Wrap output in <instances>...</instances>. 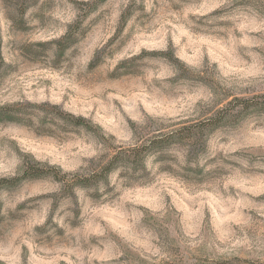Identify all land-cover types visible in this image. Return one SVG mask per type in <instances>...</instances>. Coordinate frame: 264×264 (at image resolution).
<instances>
[{
    "label": "rangeland",
    "instance_id": "rangeland-1",
    "mask_svg": "<svg viewBox=\"0 0 264 264\" xmlns=\"http://www.w3.org/2000/svg\"><path fill=\"white\" fill-rule=\"evenodd\" d=\"M261 93L264 0H0V264H264V108L99 175Z\"/></svg>",
    "mask_w": 264,
    "mask_h": 264
},
{
    "label": "trees",
    "instance_id": "trees-1",
    "mask_svg": "<svg viewBox=\"0 0 264 264\" xmlns=\"http://www.w3.org/2000/svg\"><path fill=\"white\" fill-rule=\"evenodd\" d=\"M94 4V3H93ZM96 3L93 5L94 8ZM91 10V9H90ZM71 32H67L62 39L58 41L59 46H62L63 40L69 38ZM63 49V48H62ZM13 106L11 105H4L0 107V119L4 118H10L14 119L17 118V113L12 109ZM230 108V110L228 109ZM251 107H259V108H264V93L261 94H256L252 97H236L233 100L228 101V105L224 106L223 108L218 109L214 114L211 116L207 117L206 119L200 121L199 123L187 125L183 128H180L178 130L171 131L166 134H160L158 136V139L156 140V137L148 143L140 144L133 146L125 152L121 154L122 151H118L117 153L113 154L111 158L102 166V170L100 171L99 175L100 176H106L112 169H114L117 165V162L120 158H127L128 161L130 159L135 158L134 161H132V164L134 162L143 161L145 156L151 152L152 150L156 149L158 145L164 144L176 137L178 133L179 134H187V136L194 137L195 134L204 133V131L213 129L215 127H218L222 125L227 118L230 116V112L232 109H237L241 110L244 108H251ZM85 118L82 116L77 117V123L82 124L84 123ZM52 166L46 165L44 163H41L38 160L32 161L30 163H26L24 166L23 172L20 175H17L15 177H12L10 179H2L1 181L4 183H11L13 181H18V180H23V179H32V178H39L41 176H44L48 173H51L52 171ZM100 176L95 177L94 175L91 176H86V177H77L75 178L72 182L73 184L80 183L84 186L87 185L88 181H91L92 179L97 180ZM61 182L66 183L67 186H69L70 179H65L61 178L58 179ZM71 183V185H73Z\"/></svg>",
    "mask_w": 264,
    "mask_h": 264
}]
</instances>
